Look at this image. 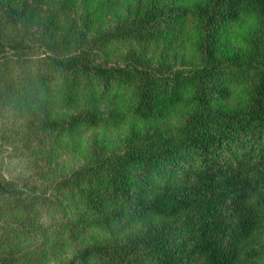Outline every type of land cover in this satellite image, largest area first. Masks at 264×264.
I'll return each mask as SVG.
<instances>
[{
	"label": "trees",
	"instance_id": "trees-1",
	"mask_svg": "<svg viewBox=\"0 0 264 264\" xmlns=\"http://www.w3.org/2000/svg\"><path fill=\"white\" fill-rule=\"evenodd\" d=\"M0 264H264V0H0Z\"/></svg>",
	"mask_w": 264,
	"mask_h": 264
}]
</instances>
